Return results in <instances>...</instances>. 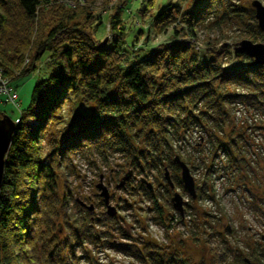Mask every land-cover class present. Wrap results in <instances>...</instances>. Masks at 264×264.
<instances>
[{"label": "trees", "instance_id": "1", "mask_svg": "<svg viewBox=\"0 0 264 264\" xmlns=\"http://www.w3.org/2000/svg\"><path fill=\"white\" fill-rule=\"evenodd\" d=\"M49 1L0 0V70L12 78L11 86L35 73L46 53L52 58V75L34 87L29 107L16 119L19 123L6 157L0 194V264H76V248L87 241L107 244L141 263L192 264L151 241H143L142 246L104 242L89 225L94 223L89 210L77 219L70 211L67 174L75 171L71 157L120 155L132 173L123 190L132 191L135 175L148 177L157 171L163 181L160 188L170 195L168 207L176 212L165 171L186 196L175 158L191 166L193 174L197 156L187 157L177 144L187 137L189 142V134L197 132L195 139L203 141L197 152L203 159L206 151L210 169L195 179L198 200L185 203L181 220L203 198L214 200L217 162L223 157L229 166L247 162L243 156L248 134L264 130L259 123L237 119L243 105L264 115V66H251L247 55L234 56L235 46L217 47L216 40V47L202 55L199 35L202 28H219L235 20L241 21L239 29L248 39L263 42L254 9L233 0H197L195 8L187 11L180 3L168 4L156 13L153 27L158 34L171 30L175 42L142 56L119 47L127 30L122 19L126 5L118 13V24L112 23L115 39L109 48L86 31L93 23L89 12L83 25L75 23V11L66 10L41 33L47 13L44 4ZM183 38L198 41L200 48L180 41ZM27 55L31 62L23 65ZM226 62L231 65L226 67ZM241 88L248 93H240ZM67 105L77 107L70 119L64 112ZM31 121L38 124L32 127ZM201 164L208 166L204 160ZM141 180L144 194L155 200L156 220L163 222L159 216L165 210L156 200L161 190H149ZM262 240L257 249L249 245L243 264H264ZM83 252L79 259L85 256L90 262L84 247ZM222 257H227L226 252Z\"/></svg>", "mask_w": 264, "mask_h": 264}, {"label": "rangeland", "instance_id": "2", "mask_svg": "<svg viewBox=\"0 0 264 264\" xmlns=\"http://www.w3.org/2000/svg\"><path fill=\"white\" fill-rule=\"evenodd\" d=\"M141 1L51 0L44 4L47 13L43 22L45 26L41 29V33L60 19L66 10L75 11L73 16L75 23L83 25H86V14L89 12L93 16V23L87 24L86 31L99 39L102 46L111 48L115 39L112 23L118 24V13L126 5L122 19L127 30L119 47L121 50L138 51L142 53V56H146L159 46L175 42L171 30L158 34L153 27L156 13L171 3H180L184 11L192 10L197 0ZM254 1H260L264 5V0H233L234 3L244 7H252ZM234 22H228L219 28L210 30L202 28L199 41L203 45V50L200 54L208 53L216 47L214 40L218 42L217 47L223 44L234 47L242 40L248 39L247 34L239 29L241 21L238 24ZM36 37L34 35L33 38ZM180 41L193 43L195 48H200L199 42L191 38H183ZM132 57L130 56V59ZM51 61L52 58L46 53L37 62L35 73L13 83V88L18 94L16 105L4 103L5 99L0 98V118L4 113L16 121L21 112L29 107L34 87L52 75ZM24 62L23 65L30 64L31 59L28 55ZM230 65L231 62L225 63L226 67ZM9 79L11 81L12 78ZM240 93L246 94L248 91L241 88ZM76 109L77 107L73 105H67L64 112L67 116L69 115L70 119L74 115L72 112ZM246 109V111L239 109L241 114L237 119H244V122L248 120L253 125L259 123L258 126L264 127V117L260 118L255 112H250L253 110L247 106ZM37 124L36 121L30 122L32 127ZM197 134V132H192L189 134L191 136L189 142H187V137L186 142L178 141L177 144L179 148L184 149L187 157L190 158L189 154L197 156V160L192 163L195 179L202 178L207 168L210 169V163L205 158L206 151L203 159H201L202 154L197 152L198 148H202L200 145L203 143L201 138L195 139ZM248 137L250 138H248L243 156L247 162L229 166L226 157L219 160L213 175L215 187L211 196L214 200L203 198L196 204L193 203L195 210L187 213L182 220L177 211L168 207L167 201L170 195L160 188L159 183L163 184V181L157 171L152 170L148 177L135 175L136 178L131 182L134 185L132 191L123 190L117 186L130 171L123 157L110 154L108 159H104L99 154H95L87 160L79 154H73L71 159L75 171L67 174L72 192L70 211L79 219L89 210L94 221L93 224H89L90 227L102 235L104 242L113 245L137 243L138 246H142L143 241H151L169 252L179 253L181 257L189 259L192 264H243L244 255L251 251L249 245L257 249L264 238V130L248 134ZM195 140L198 143L195 144ZM203 160L208 164L205 168L201 164ZM140 179L151 183L155 191L156 189L161 190L156 200L165 210V213L159 216L163 222L156 220L159 214L155 210V200L144 194L140 187ZM101 184L106 186L110 193V206L116 209V214L113 216L108 214L107 207L100 196L101 190L98 187ZM172 191V197L178 192L183 196L185 203L192 204L189 194L183 195L179 188H174ZM197 200L198 198L193 202ZM81 208L84 211H81ZM113 218L117 221L112 220ZM124 234L127 237L123 236ZM83 247L90 256V262L85 259V256L82 260L79 259L84 255ZM76 249V264H146L116 251L107 244L95 245L87 241ZM225 252L227 257H222Z\"/></svg>", "mask_w": 264, "mask_h": 264}, {"label": "water", "instance_id": "3", "mask_svg": "<svg viewBox=\"0 0 264 264\" xmlns=\"http://www.w3.org/2000/svg\"><path fill=\"white\" fill-rule=\"evenodd\" d=\"M252 7L255 11V18L258 22V26L261 31L264 33V5L260 1H254L252 3ZM107 42V41H105ZM234 56L241 57L243 55H247L250 59L251 66H264V42H253L250 39L242 40L239 45L234 47L233 50ZM16 127V122L13 121L8 116H2L0 119V194L3 187L4 176H5V166H6V157L9 152V149L12 144V136L13 132ZM175 162L181 168V179L183 185L189 194V196L195 200L197 199V189H196V182L191 174L189 166L180 158L176 157ZM166 180L170 185L171 189H174L175 186L171 182L169 178V172L166 169ZM132 173L129 172L122 182L117 186L121 188L125 185V183L130 179ZM149 190H152V185L147 181H143ZM99 190H101L100 196L103 199L104 204L107 207L108 214L113 216L116 214V209L113 206H110V193L108 188L104 185H99ZM172 203L174 208L180 212L182 215L184 214V199L183 196L176 192L172 197Z\"/></svg>", "mask_w": 264, "mask_h": 264}, {"label": "built area", "instance_id": "4", "mask_svg": "<svg viewBox=\"0 0 264 264\" xmlns=\"http://www.w3.org/2000/svg\"><path fill=\"white\" fill-rule=\"evenodd\" d=\"M0 98H5L6 103H12L15 105H16V100L18 99V94L16 90L11 86L10 79L4 76V72L2 70H0ZM240 108L241 110H245V111L247 110L245 105H243V107H240ZM250 112H255V111H250ZM237 113H238L237 114V117H238V115L241 114V111L238 110ZM255 113L259 115V113L257 112ZM16 121H15L16 124H18L19 121L18 120Z\"/></svg>", "mask_w": 264, "mask_h": 264}, {"label": "flooded vegetation", "instance_id": "5", "mask_svg": "<svg viewBox=\"0 0 264 264\" xmlns=\"http://www.w3.org/2000/svg\"><path fill=\"white\" fill-rule=\"evenodd\" d=\"M143 185V184H142Z\"/></svg>", "mask_w": 264, "mask_h": 264}]
</instances>
